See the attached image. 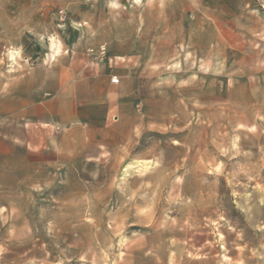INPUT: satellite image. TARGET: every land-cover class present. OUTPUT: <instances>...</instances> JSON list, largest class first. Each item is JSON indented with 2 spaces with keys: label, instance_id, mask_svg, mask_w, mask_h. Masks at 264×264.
Segmentation results:
<instances>
[{
  "label": "rangeland",
  "instance_id": "374dc122",
  "mask_svg": "<svg viewBox=\"0 0 264 264\" xmlns=\"http://www.w3.org/2000/svg\"><path fill=\"white\" fill-rule=\"evenodd\" d=\"M71 41L142 87L77 147L0 154V264H264V0H0V108Z\"/></svg>",
  "mask_w": 264,
  "mask_h": 264
},
{
  "label": "crops",
  "instance_id": "0c3cea01",
  "mask_svg": "<svg viewBox=\"0 0 264 264\" xmlns=\"http://www.w3.org/2000/svg\"><path fill=\"white\" fill-rule=\"evenodd\" d=\"M75 46V41L65 43L67 55L44 58L24 74L21 85L9 86L13 94L10 92L7 104L0 108V124L7 118L0 154L9 152L17 142L31 149L66 152L80 144L79 134L104 130L128 106L134 109L142 82L130 59L115 56L124 62L117 67L109 54L107 63H90ZM113 74L119 76L118 84L111 82Z\"/></svg>",
  "mask_w": 264,
  "mask_h": 264
},
{
  "label": "built area",
  "instance_id": "2783aa9c",
  "mask_svg": "<svg viewBox=\"0 0 264 264\" xmlns=\"http://www.w3.org/2000/svg\"><path fill=\"white\" fill-rule=\"evenodd\" d=\"M64 10L60 11V14L63 15ZM88 55L93 62H109V51L106 44H101L98 47H92L88 49ZM120 81L119 76L117 74H113L111 76V82L118 84Z\"/></svg>",
  "mask_w": 264,
  "mask_h": 264
}]
</instances>
